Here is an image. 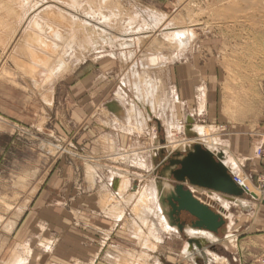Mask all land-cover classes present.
<instances>
[{"label":"rangeland","instance_id":"obj_1","mask_svg":"<svg viewBox=\"0 0 264 264\" xmlns=\"http://www.w3.org/2000/svg\"><path fill=\"white\" fill-rule=\"evenodd\" d=\"M263 1L0 0V264H44L37 245L33 252L26 245V229L18 231L27 197H35L55 177L73 180L77 195L89 196L83 186L96 173L87 177L80 165L84 159L95 162L98 158L89 156L73 134L61 137L49 130L51 117L59 107L67 120H72L76 106L74 85H97L100 91L93 98L100 101L148 104L145 99L151 98L172 123L170 129L159 132L153 121L155 131L150 135L144 132L140 140H144L146 148L141 150H146V157L153 132H158L160 139L171 135L188 143L185 124L190 113L196 114L194 124L203 127L212 148L229 150L235 160L237 151L242 155L253 153L250 140H264ZM181 30L190 32V44L180 46L174 38L180 37L175 33ZM152 54L162 56L164 63L153 67L145 64L144 58ZM198 87L199 91L202 87L206 90L205 98L200 99L199 94L200 101ZM173 89L181 97L178 103L171 98ZM88 96L83 101L89 100ZM201 105L204 111L200 113ZM147 117L150 119L149 113ZM197 143L208 147L204 141ZM162 148L166 150L164 157L172 154L166 144L158 142L153 150L155 156ZM128 150L118 158L103 160L106 164L118 162L122 170L115 172L124 179L152 177L153 172L137 167L133 154L138 149ZM258 154L263 156L264 150L258 149ZM65 166H71L74 172L71 168L66 172ZM248 170L249 167L238 176L260 193V199L254 201L255 214H241L237 207L230 211L241 215L238 223L243 234L237 247L246 250L259 245L255 247L260 252L258 257L251 255L246 260L258 259L264 264V237L258 241L260 244L251 241L245 246L242 241L264 233V170L257 176H251ZM153 182H147L141 191L145 205L120 203L117 195L111 194L118 188L103 189L100 185L94 191L107 200L108 213L104 214L122 212L126 216V231L118 232L114 239V244L123 246L115 248L117 252L109 264H153L151 256L142 252L143 245L132 237L138 232L140 217L145 213L154 215L150 195ZM193 188L195 191L190 187L202 202L219 207L208 195L212 190ZM245 193L243 198L251 197V193ZM71 207L66 204L67 209ZM82 214V218H89ZM169 242L160 249L169 252L174 244L176 249L180 245L177 239ZM225 246L234 248L225 242L211 250L221 255ZM102 259L92 264H107Z\"/></svg>","mask_w":264,"mask_h":264},{"label":"crops","instance_id":"obj_2","mask_svg":"<svg viewBox=\"0 0 264 264\" xmlns=\"http://www.w3.org/2000/svg\"><path fill=\"white\" fill-rule=\"evenodd\" d=\"M99 89L100 88H98L97 85L90 84L88 86L85 82H83V84L74 85L72 91L76 106L73 111L72 120L70 122L67 120V116L60 107L55 116L53 118L50 116L51 120L49 118L51 121V129L49 130L52 134H57L61 137L73 134L74 137H78L76 142L88 151L89 156L98 159L95 162L93 160L88 161L87 159H84L81 161L80 165V169L88 174L87 177H90L91 173H96L94 179L91 180L88 178L83 186L84 189L89 191V196L82 194L77 195V188L74 187L73 180L67 178L66 180H59L55 177V181L49 182L48 186L40 189L35 197L26 198V207L21 214L23 215V224L19 227L18 231L23 228V230L26 229V245L32 250V252L33 247L37 245V249L42 251L41 258L43 257L44 264H71L72 262L75 264H92V262L99 263L101 257H103V262L109 264V261L113 258V253L117 252L116 249L123 246L118 245V243L114 244V239H117L115 236H118V232H122V230L126 231V223L124 222L126 216L122 215V212L112 215L110 214L111 216L104 214L108 210V206H105L107 200L99 197L98 193H94L100 185L103 189L105 187L110 189L118 188L116 189V192L111 194L117 195L115 198L119 199L120 203L134 206L141 205V203L144 204L142 202L141 191L144 189L147 182H152V180H154L157 182V187H160H158L159 190H162L163 187V178L155 173L159 167L160 153L158 156H155L153 151L155 144L158 142L161 143L159 134L158 132H153L154 134L150 139L149 147H147V157L144 155L146 150H141L146 147L144 146V140H140V138L144 135V132L150 135L151 131H155L153 121L156 123L159 132L162 129H166L163 123L165 124L167 121L170 126L172 122L165 117L164 113L159 112L156 104L155 106L152 105L154 112L153 118L149 119L147 114L149 113L150 106L147 104L139 101L130 102L127 100L125 102H110L108 100L100 101L97 98H93V96L97 95L98 91H100ZM203 89L204 87L199 91L198 87V90H196L197 99L199 101L204 98ZM107 92L108 90L106 93ZM171 93V98L174 103H178L181 100V97L177 89H173ZM200 93L201 97L199 99ZM86 94H89V100L85 99V101H83ZM49 103V108L52 109L54 105V96ZM183 103L182 105H184ZM202 111L204 110L201 105L199 112L201 113ZM45 119L47 120V117H45ZM195 121L196 114H188L185 124L186 129L189 130ZM45 124L48 123L45 122ZM193 144L194 143H192V145ZM219 145L221 146V143ZM250 145L253 153L251 152L252 154L248 153V155H242L238 153V151L235 152L237 159L236 162L239 164L241 172L249 167L248 171L251 176H257L264 170V155H257L258 149L264 150V140L258 138L251 139ZM128 149H138L139 152L133 154V156H136L133 159L137 161V167L141 170L153 172L154 175L152 177L145 180H143V176H140V179H124L123 176L118 174V172H115L122 170V168H120L121 165L119 166L118 162H108L107 165L103 160L105 157L116 156L118 158L123 152L125 153L129 151ZM145 162L147 163L148 168L144 167L146 165ZM69 168H71V166H65L64 170L70 172L72 169L74 172L73 168ZM106 171L108 172L106 173ZM103 174L106 175L103 176ZM241 178L244 177L242 176ZM248 184L249 182L247 183V186ZM139 187H141V189L137 190ZM247 193H250V191L247 190ZM132 194L134 197L130 198ZM244 194L246 193L244 192ZM223 195L227 199L231 198L230 200L233 202L238 201L237 203L239 205L233 204L230 210L232 207H237L241 214L247 216L255 214L254 201H258V198L253 196V193H251L250 198H243L244 195L241 197L226 194ZM240 198L248 201V204H242ZM159 201L161 202V196ZM66 204H71V209H67ZM104 206L107 208L106 210L104 209ZM215 210H218V208H215ZM82 213L86 216L88 215L89 218H82ZM142 217L146 218L145 222L141 219ZM142 217L138 220L140 224L137 221L138 232L132 237L136 239L138 243L143 245L142 252L151 256V259L153 260L150 261H153V264H262L258 259L251 261L246 260L248 259V256L250 257L251 255L258 257L260 252L255 247H259V245H255V247L251 245L249 246V249L246 250L242 247H237L240 240L239 238L243 234V228L241 224L238 223L241 215L233 213L234 221H236V223L234 222V225L231 228L233 231L232 236H229L228 234V231L230 230L227 228L229 227V224H227L229 218L226 216H224L227 221L224 232L215 234L220 236V240L216 245L228 242L234 247L233 249L228 248V246L224 247V252L221 253L220 263L216 261L211 262L207 259L208 256L205 248L213 245V242L209 243L207 239L201 236L189 237V235L186 234V230L182 232L177 227L176 228L180 232L173 233L165 231L161 227L159 218L156 214L145 213ZM169 222L173 225L170 219ZM251 225L252 224L247 226L246 230L250 229ZM145 234L148 235L144 239L143 237ZM136 236L138 237L136 238ZM263 237L264 233L256 234L255 236L246 237L242 241L243 244L247 246L249 242H258L263 239ZM188 238L200 239L203 244L207 243V245L204 246L202 250H199L196 244H193V246L190 245ZM176 239L180 241V245L177 249L175 248V244L169 252L160 249L166 247L165 244H170L169 241H175ZM186 242H188V244ZM186 245H189V254L184 253L185 248L187 247Z\"/></svg>","mask_w":264,"mask_h":264},{"label":"water","instance_id":"obj_3","mask_svg":"<svg viewBox=\"0 0 264 264\" xmlns=\"http://www.w3.org/2000/svg\"><path fill=\"white\" fill-rule=\"evenodd\" d=\"M161 143L164 144L165 139H161ZM159 153V167L155 173L173 184L169 190L162 188L161 195L171 223L182 232L186 226L215 234L224 232L226 219L198 199L190 189V186H196L230 196L244 195V189L235 182L233 174L222 161L223 154L216 155L201 143L189 146L184 151L176 150L166 157L164 148ZM189 243L191 246L196 244L200 250L207 245L200 239H189Z\"/></svg>","mask_w":264,"mask_h":264},{"label":"bare ground","instance_id":"obj_4","mask_svg":"<svg viewBox=\"0 0 264 264\" xmlns=\"http://www.w3.org/2000/svg\"><path fill=\"white\" fill-rule=\"evenodd\" d=\"M258 2V1H257ZM264 2V1H263ZM260 3V2H259ZM261 4V3H260ZM258 5V4H257ZM258 7H261L260 5H258ZM264 7L262 6V8L260 9H263ZM261 12V11H260ZM256 17V16H255ZM259 17V16H258ZM252 18V17H251ZM174 32V31H173ZM167 33V32H166ZM172 33V32H170ZM177 33H180V37H176L174 36L175 39H177L176 41L179 43L180 46H185L187 45L190 40H191V36H190V32L188 30H181V32H176L175 34ZM169 34V33H168ZM168 38L170 37H173L171 36V34H169ZM174 34V33H173ZM171 39V38H170ZM173 39V38H172ZM174 40V39H173ZM175 41V42H176ZM176 42V43H177ZM190 44V43H189ZM153 55V54H152ZM146 56V55H145ZM162 56H147L146 58H144L145 60L143 62H146L145 64H147L148 66H159L161 64H163V59L161 58ZM142 62V63H143ZM152 81V80H151ZM154 85V84H153ZM132 88V87H131ZM203 97L205 98L206 96V91L205 89H203ZM151 92V91H150ZM149 94H152L153 93H150ZM146 97H147V94H145ZM151 96V95H150ZM149 96V97H150ZM148 98V97H147ZM151 99V98H150ZM146 100V102L148 103L147 105L150 106V109H149V116H150V119L151 117L153 116V103L151 102V100ZM124 111V110H123ZM126 113V112H125ZM122 115V114H121ZM125 116V115H124ZM128 116V115H127ZM126 116V117H127ZM164 121V120H163ZM162 122V121H161ZM147 124V123H146ZM164 124V123H163ZM165 127L168 129L169 128V123L166 121L165 122ZM170 129V128H169ZM166 130V129H165ZM186 133L188 135V138H189V142L187 143H184V141L182 142H179L178 140H176L175 138L171 137V135H169L168 137H166L167 139H165V143L166 144V148L168 149V151H171L172 154L173 152H175L176 150H181V151H184L187 147L189 146H192V143H197L198 141L200 142H203L206 143V148H208L209 150H211L213 153H215L216 155L218 153H222L223 154V158H222V161L225 163V165L228 167L229 171L234 175V174H238L241 172V169L239 167V164L236 162L235 159H233V157L229 154L228 151H226L224 148H212L211 147V144H212V140H208V136H205L206 133H204L203 131V127L196 124V125H193L189 128V130H186ZM213 139V138H212ZM203 140V141H201ZM202 144V143H201ZM163 145V144H162ZM203 145V144H202ZM204 146V145H203ZM165 150V149H164ZM156 152V151H155ZM157 155V154H156ZM242 181H243V185L241 186L243 189H244V192L245 191H250V193H254L255 196L258 198V200L260 199V193H258L255 189H253L252 187V184H248L247 186V183L245 185V181L243 178H241ZM159 181V180H158ZM162 182H163V190H169L171 188H173V184L163 178L162 179ZM157 182H153L150 186V195H151V198H152V202H153V212L154 214H156V216L159 218V222L161 224V227L165 230V231H170V232H178L179 228L177 229L175 226L176 225H171L170 222H169V219H168V215L166 214V211H165V207L163 206V204H161V202L159 201V198L160 196L162 195L161 193L163 192V190H159V188L157 187ZM245 185V187H244ZM142 186V185H141ZM162 186V185H161ZM138 187V186H137ZM141 187H139L137 190H140ZM193 191H195V189L192 187ZM192 191V192H193ZM194 194V193H193ZM211 195V197L215 200V202L219 205L220 209H218V211L222 214V216H226L227 218H229V222L227 224H229V227H227L228 229H230L228 231V234L229 236H232L233 234V231L231 230L232 226L234 225V217H233V213L230 211V207L231 205L233 204H238L237 202H233L231 201L229 198L227 199L223 194L219 193V192H215V191H210V193H208V195ZM195 195V194H194ZM241 200V203L242 204H248V201H246L245 199L243 198H240ZM239 205V204H238ZM252 205V204H251ZM218 207V208H219ZM227 222V221H226ZM185 230H186V234L190 236H201L205 239L208 240V242H213V243H217L219 240H220V237L218 235H215V233L211 232V231H208V230H204V229H197V228H194L192 226H186L185 227ZM180 232V231H179ZM227 234V235H228ZM198 238V237H197ZM189 239V238H188ZM189 242V241H188ZM188 242H186L188 244ZM205 242V241H204ZM187 247L185 248V254H189V250H188V246L189 245H186ZM213 246V245H212ZM212 246H207L205 248V251H206V254L208 256V261H216V262H221V255L215 253L214 251L211 250ZM197 249V247H196ZM213 249V248H212ZM200 250V249H199ZM192 252V251H191ZM197 253V252H196ZM201 254V253H200ZM25 263V262H24ZM23 263V264H24Z\"/></svg>","mask_w":264,"mask_h":264},{"label":"built area","instance_id":"obj_5","mask_svg":"<svg viewBox=\"0 0 264 264\" xmlns=\"http://www.w3.org/2000/svg\"><path fill=\"white\" fill-rule=\"evenodd\" d=\"M260 152H261V151H260ZM233 178H234L235 182H236L239 186H242V185H243V181H242L241 177L238 176V174H234V175H233ZM262 187L264 188V183H263Z\"/></svg>","mask_w":264,"mask_h":264},{"label":"trees","instance_id":"obj_6","mask_svg":"<svg viewBox=\"0 0 264 264\" xmlns=\"http://www.w3.org/2000/svg\"><path fill=\"white\" fill-rule=\"evenodd\" d=\"M213 249H215V246H212Z\"/></svg>","mask_w":264,"mask_h":264}]
</instances>
